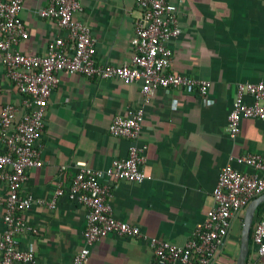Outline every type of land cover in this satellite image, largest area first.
I'll use <instances>...</instances> for the list:
<instances>
[{
	"label": "crops",
	"instance_id": "crops-1",
	"mask_svg": "<svg viewBox=\"0 0 264 264\" xmlns=\"http://www.w3.org/2000/svg\"><path fill=\"white\" fill-rule=\"evenodd\" d=\"M171 1L181 28L168 42L171 70L207 79L211 85L204 95L189 88L157 89L144 107L137 139L146 145L145 180L103 177L100 181L108 186L106 202L115 218L139 226L148 238L182 245L213 205L212 191L221 167L232 161L240 170L252 172L233 159L249 152L264 153V119H241L234 138L227 131L237 83L264 80V0ZM48 2L24 0L20 17L28 37L16 46L24 54L42 55L51 39L66 34L54 19L41 14ZM81 5L74 17L87 24L95 37L97 63H128L134 23L141 14L136 0H81ZM58 76L38 141L42 164L27 169L21 193L46 201L57 185L63 193L54 208L34 201L21 213L30 231L18 235L19 247L34 253L31 264L72 262L83 245L86 207L68 197L71 178L80 163L104 169L113 158L127 155L130 140L111 135L108 126L115 115H126L141 103L140 81L65 71ZM0 99L17 106V119L22 115L23 96L7 77L1 52ZM5 196L0 183V232ZM260 204L254 223L264 217V202ZM244 210L233 218L225 244L210 264H236ZM152 258L147 239L110 233L90 247L85 264H150ZM245 264H264L252 236Z\"/></svg>",
	"mask_w": 264,
	"mask_h": 264
},
{
	"label": "built area",
	"instance_id": "built-area-1",
	"mask_svg": "<svg viewBox=\"0 0 264 264\" xmlns=\"http://www.w3.org/2000/svg\"><path fill=\"white\" fill-rule=\"evenodd\" d=\"M23 3L24 0H0L1 62L7 77L23 96L24 108L17 119V106L3 104L0 99V183L6 191L0 264L34 262V253L19 247L18 235L30 231L21 213L34 201L54 208L56 198L63 193L60 185L54 189L50 201L21 193L27 180V169L42 164L38 141L43 134L48 97L62 71L98 79L118 77L125 82H141V103L128 109L126 115H115L108 126L111 135L130 140L127 155L113 158L104 169L80 163L71 178L67 195L86 207V221L83 245L70 264H85L90 247L110 233L147 239L153 252L150 264H210L223 248L233 218L251 199L264 192V153L249 152L233 159L238 165L252 168V172L240 170L232 161L221 167L212 191L213 205L182 245L148 238L139 226L115 218L106 202L108 186L100 181L103 177L135 183L145 180L142 166L146 161V145L139 144L137 139L144 107L157 89L189 88L204 95L211 85L207 79L171 70L172 50L168 42L181 33L175 3L171 0H136L141 14L134 23L130 41L132 54L130 61L121 65L97 63L96 39L89 26L74 17L82 9L81 0H49L41 14L54 19L66 34L51 39L42 55L22 53L16 46L20 39L28 37L20 17ZM243 118L264 119V80L237 83L227 116V131L231 138L239 133ZM252 241L257 256H264V217L254 223Z\"/></svg>",
	"mask_w": 264,
	"mask_h": 264
},
{
	"label": "water",
	"instance_id": "water-1",
	"mask_svg": "<svg viewBox=\"0 0 264 264\" xmlns=\"http://www.w3.org/2000/svg\"><path fill=\"white\" fill-rule=\"evenodd\" d=\"M262 202H264V192L251 199L245 207L242 220L240 247L236 259V264H245L249 249L250 229L254 219L255 210Z\"/></svg>",
	"mask_w": 264,
	"mask_h": 264
},
{
	"label": "trees",
	"instance_id": "trees-1",
	"mask_svg": "<svg viewBox=\"0 0 264 264\" xmlns=\"http://www.w3.org/2000/svg\"><path fill=\"white\" fill-rule=\"evenodd\" d=\"M261 205H262V204H260V205L257 207V209H256V211H255V215H256V213H258V211H259ZM253 225H254V222L252 223V226H251V229H250V239H251V236H252Z\"/></svg>",
	"mask_w": 264,
	"mask_h": 264
}]
</instances>
